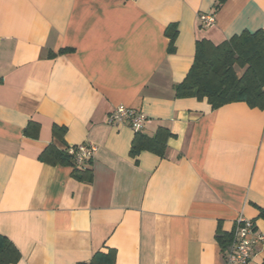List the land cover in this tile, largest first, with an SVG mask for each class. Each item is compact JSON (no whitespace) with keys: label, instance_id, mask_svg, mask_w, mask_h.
<instances>
[{"label":"crops","instance_id":"obj_1","mask_svg":"<svg viewBox=\"0 0 264 264\" xmlns=\"http://www.w3.org/2000/svg\"><path fill=\"white\" fill-rule=\"evenodd\" d=\"M215 5L0 0V236L14 264H225L239 216L264 236V109L176 96L198 41L264 32V0ZM120 106L141 131L106 124ZM88 143L86 172L40 159ZM263 260L264 242L249 264Z\"/></svg>","mask_w":264,"mask_h":264},{"label":"trees","instance_id":"obj_2","mask_svg":"<svg viewBox=\"0 0 264 264\" xmlns=\"http://www.w3.org/2000/svg\"><path fill=\"white\" fill-rule=\"evenodd\" d=\"M226 1L216 0L215 11ZM175 91L180 98L206 100L212 110L236 102H243L249 108L264 109V32H243L219 45L198 41L190 71ZM154 140H146L142 146L160 153L161 147H157ZM136 150L138 146L134 141L132 152ZM40 159L51 165L74 168L73 159L66 150L48 147ZM76 171L86 172L77 168ZM260 217L264 219V210ZM111 255L98 253L88 264H112ZM18 259L17 250L0 236V264H14Z\"/></svg>","mask_w":264,"mask_h":264},{"label":"built area","instance_id":"obj_3","mask_svg":"<svg viewBox=\"0 0 264 264\" xmlns=\"http://www.w3.org/2000/svg\"><path fill=\"white\" fill-rule=\"evenodd\" d=\"M213 15H200L199 20L202 26L210 27L214 23ZM146 123V118L141 112L126 108L117 107L106 118V124L110 126H129L135 132L141 131ZM96 146L93 144H82L67 148V153L72 157L74 167L85 170L92 160ZM233 242L230 245L226 256L225 264H249L254 253V247L264 242V236L257 234L254 223L243 216L235 221Z\"/></svg>","mask_w":264,"mask_h":264}]
</instances>
